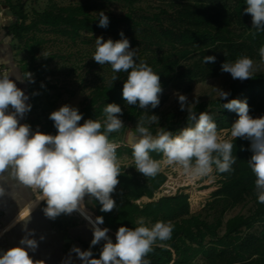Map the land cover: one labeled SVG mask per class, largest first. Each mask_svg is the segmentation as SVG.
I'll return each mask as SVG.
<instances>
[{"label":"clouds","instance_id":"9594fccd","mask_svg":"<svg viewBox=\"0 0 264 264\" xmlns=\"http://www.w3.org/2000/svg\"><path fill=\"white\" fill-rule=\"evenodd\" d=\"M246 14L251 15L252 28L264 31V0H245ZM108 16L98 13V26L106 28ZM120 39L96 37L95 52L92 58L99 65L108 64L113 73H127L123 81L121 95L128 105L140 109L149 106L155 109L162 92L160 76L145 62L137 63L135 51L123 32ZM264 58V46L259 49ZM216 57H203V63H215ZM221 71L229 73L233 79L241 81L253 76V60L241 56L234 62H223ZM10 74L0 75V177L5 171L28 187H35L44 201L46 217L55 219L61 214L80 213L92 225V239L88 250L73 247L72 252L81 264H151L146 259L157 241L170 240L174 226L171 222L157 221L151 227L129 228L120 226L115 232V242L108 236L109 229L102 216L93 220L85 209V197L95 199L101 212H110L117 205L112 198L119 183L121 169L117 162L116 145L108 139L109 134L125 127L122 109L115 103L106 104L103 123L88 119L83 124V114L78 108L68 104L60 106L49 114L56 134L33 131L28 124L19 123L25 113L31 111L27 103L29 97L9 78ZM27 79L34 83L32 73L17 76V80ZM118 80L117 75L112 81ZM222 104L237 114L238 119L231 126V138H244L250 141L252 153L247 161L255 175L258 202L264 204V116L249 115V105L245 100L228 99L230 92L215 88ZM181 111H187V120L192 123L176 133L161 128L153 135L152 124H158L155 114L146 115L136 125L137 138L131 145L135 169L145 177H154L161 171V161L152 158L150 153L163 154V163L179 166L185 174L196 181L209 176L215 170L220 173L233 171L237 158L233 156V143L225 140L217 130V124L207 112L196 114L189 107L199 103L198 97L189 104L188 98L177 94ZM9 106L14 111H9ZM103 128V131L101 130ZM4 189L0 186V196ZM28 236L21 238L18 246L0 251V264H35L29 255L37 241ZM43 239V237H41ZM104 244L99 258H94L92 246ZM44 264V262H43ZM70 264V261L65 262Z\"/></svg>","mask_w":264,"mask_h":264},{"label":"trees","instance_id":"16d2710c","mask_svg":"<svg viewBox=\"0 0 264 264\" xmlns=\"http://www.w3.org/2000/svg\"><path fill=\"white\" fill-rule=\"evenodd\" d=\"M26 1L18 0L10 6L16 18L14 33L18 37L38 26L47 27L72 39L77 38L82 31L92 33L104 30L113 40L120 39L119 33L123 32L132 44L138 41L140 44L143 42L144 46L157 45L160 51L165 48V54L154 53L151 56L143 50V56L135 58L137 63L145 62L159 74L162 89L169 85L181 88L196 81L216 78L222 74L223 62H234L241 56L264 61L259 53V49L264 46V31L257 32L252 28L251 15L244 11L247 7L245 0H233L232 5L227 4L226 0L174 2L176 4L172 6V13L161 10L151 18H144L149 21V25L142 20H135L131 14L117 17L103 11L109 19L106 28L98 26V14L91 15L88 12L91 7L87 5L54 7L39 14L36 20L26 25ZM130 4L133 5V0ZM208 55L216 57L215 63L202 62L203 57ZM27 72L29 70H26ZM117 77L118 80L113 82L111 79L107 83L104 81L93 89L80 110L83 114L80 124L88 119L103 123L104 108L109 103L121 107L123 115L120 118L132 126L134 133L136 125L146 115L158 116L159 123L150 126L153 135L160 127L175 133L181 125L191 123L187 120L188 113L181 116V112L162 111L161 101L155 109L150 106L140 109L136 105H128L121 95L127 73H118ZM228 92V99H246L249 115L254 118L264 116V72L253 75L251 79L231 82ZM225 102L227 101L219 99L210 102L199 101L191 110L199 114L209 113L207 109H212L211 111L217 113L212 118L217 124L218 132L231 130L238 116L222 108ZM48 117L42 125V133L55 135L57 130ZM30 123L33 125L35 119ZM101 130L103 131V128ZM114 134L115 132L109 134L108 139ZM231 141L232 154L237 160L231 172L220 173L215 170L220 188L214 193L215 200L209 206L213 212L211 222L202 218L201 214L191 215L189 197L178 192L156 202L141 206L135 204L134 202L143 197L152 199L154 193L166 182V175L159 172L154 177H145L136 171L133 163L128 171L120 166L121 175L118 176L119 183L115 189L121 194L115 200L117 213L114 217L104 216L112 227L110 229L117 231L120 226L135 228L136 217L148 221L151 225L157 221L171 222L174 226L171 239L157 241L146 256L151 264H264V204L258 202L256 177L247 163L252 155L250 141L244 138ZM124 153L133 158L132 147L125 145L116 149L117 157ZM150 155L157 161L163 158L162 153L152 152ZM213 168L215 169V166ZM179 182L170 176L166 187L175 191ZM194 183L195 181L188 179L184 185ZM206 193L207 191H194L191 196L192 205H196L200 196ZM92 201L101 213L99 203L95 199ZM248 201L253 203L248 215H236L225 220L228 210ZM100 213L99 216L105 215ZM257 224L260 226L259 230L252 231ZM103 244L93 249L96 258H99ZM198 258L201 263L196 262Z\"/></svg>","mask_w":264,"mask_h":264},{"label":"rangeland","instance_id":"374dc122","mask_svg":"<svg viewBox=\"0 0 264 264\" xmlns=\"http://www.w3.org/2000/svg\"><path fill=\"white\" fill-rule=\"evenodd\" d=\"M17 1L18 0H10L12 4L17 3ZM130 1L27 0L24 4V11L27 15L25 24H30L37 19L39 14L51 10L54 7L59 8L87 5L91 7L88 12L93 16H97L100 11H104L117 17L131 14L135 20H142L149 25V21L144 18H151L153 14H159L161 10H166L168 14L172 13L174 10L172 6L176 4L174 2H193V0H133L132 5L130 4ZM226 3L232 5L233 0H226ZM162 16L166 17L164 15ZM155 24L156 23H153V25ZM154 28L157 27L154 26ZM96 37H103L105 40L108 38L112 39V37L104 30H98L92 33L82 31L75 39L63 36L59 32L43 26H38L35 29L23 33V38H21L20 42L21 51L18 53V60H20L21 63H25L27 70H31L34 83H29L38 95V102L36 103L38 114L43 112L49 116L52 111L57 110L60 106L65 104L78 108L80 112L84 105V101L90 97L93 89L104 81L106 83L109 82L113 75L118 74L113 73L110 65H99L91 59L95 52ZM130 48L134 49L136 54L135 58L137 56H143V50L147 52L146 54H150L151 56L154 53L156 55L165 54V48L160 51L157 45L151 47L144 46L143 42L140 44L138 41L134 44L130 42ZM263 72L264 61L253 60V75ZM35 80L37 81L36 84ZM233 81H239V79H233L229 73L222 72V74L216 78L196 81L189 86H181V88L169 85L167 88L162 89V92L159 94V100L163 102L161 110L164 112H181L179 114L182 116L183 113H187V111L180 110L177 94L185 95L188 98L189 104L193 102L195 97H198L199 101L210 102L219 99L215 88L228 92L229 84ZM188 87L189 89H187ZM195 105L196 104H192L189 107L192 109ZM211 110L207 109V111H210V116H216V111L213 112ZM41 120H44L42 116ZM123 124L125 127H122L118 132H115L114 136L110 139V142L118 145L117 148H123L126 145L127 134L129 131H133L130 124L125 122H123ZM190 124L179 125L180 127L177 128L178 130L176 132ZM218 133L225 140L232 139L231 130H222ZM163 159L164 157L160 160V172L167 177L165 183H167L170 176L180 182L175 191L168 190L166 185H164L155 192V194L159 192H167L166 196H173L177 192L185 194L189 197L190 214H201L202 218L211 222L213 220V212L210 210L209 206L213 204V201L215 200L214 193L220 188L219 180L215 175V172H212L209 176L196 180L194 185H184V183H187V180L190 178L185 174L183 169L176 165H166L163 163ZM117 162L119 166L125 167L126 171H128V168L134 163V158H130L124 153L122 156L117 157ZM194 191H207L206 194L200 196V200L196 205H192L191 203V196ZM85 201H87V196L85 197ZM146 201V199L142 200V202ZM252 207L253 203L251 201L236 206L226 212L225 220L236 215L246 216L250 213ZM76 213L83 218L80 213ZM87 214L94 220L90 212H87ZM259 227L258 224L255 225L252 231L257 232ZM200 261V258L196 260L197 263H201Z\"/></svg>","mask_w":264,"mask_h":264},{"label":"crops","instance_id":"0c3cea01","mask_svg":"<svg viewBox=\"0 0 264 264\" xmlns=\"http://www.w3.org/2000/svg\"><path fill=\"white\" fill-rule=\"evenodd\" d=\"M11 4L10 0H0V75L10 74L9 78L29 97L27 103L32 105L31 111L25 113L23 118H18L19 123L28 124L33 131L42 132V125L48 116L46 113L40 112L38 114L37 112V92L33 90L27 79L17 80V76L27 74V67L24 62L21 63L18 60L23 34L18 37L14 33V22L12 21H14L15 17L7 13ZM29 73H31V70ZM36 83L37 81L35 80ZM9 111H14L11 106H9ZM41 116L44 120H41ZM33 118L35 123L32 125L30 121ZM213 172H215L214 168ZM0 186L4 189V195L0 196L1 251L18 246L20 239L28 236V233L31 232L32 235L29 238L35 239L38 244L34 251L29 250V255L35 264H43V262L44 264H65L67 261H70V264H81L79 258L71 250L74 246L81 251L89 249L92 239V225L88 220L79 216L75 211L71 214H61L55 219L46 217L43 211L46 204L44 201H40L39 191L35 187L23 185L11 176L7 170L0 177ZM120 195V192L115 190L112 193V198L116 200ZM143 199L147 201L142 202ZM151 200L143 197L134 203L141 206L146 203L156 202ZM85 209L86 212L92 214L94 219L99 216L100 212H98L92 198L88 196L87 201H85ZM104 213L105 215H101L104 219V224L100 225V227H107L109 229V237L115 242L116 231L110 229L112 227L104 216L112 215L114 217L117 212L114 208L110 212H101L100 214ZM141 221L148 227L152 226L148 221L138 217L135 219V225L137 227L140 226ZM103 243L104 241H101L98 245L92 246L91 251L93 252L95 247H100ZM93 256L94 258L97 257L94 252Z\"/></svg>","mask_w":264,"mask_h":264},{"label":"water","instance_id":"95a60500","mask_svg":"<svg viewBox=\"0 0 264 264\" xmlns=\"http://www.w3.org/2000/svg\"><path fill=\"white\" fill-rule=\"evenodd\" d=\"M1 13V10H0ZM7 13H9L10 15H12V12L10 10H7ZM137 138V135H134V131H129L126 137V145L128 147H131V145L133 144L134 140ZM166 194L159 192L154 194L153 198L151 201H158L159 199L165 197Z\"/></svg>","mask_w":264,"mask_h":264},{"label":"flooded vegetation","instance_id":"af4514ba","mask_svg":"<svg viewBox=\"0 0 264 264\" xmlns=\"http://www.w3.org/2000/svg\"><path fill=\"white\" fill-rule=\"evenodd\" d=\"M11 6V5H10ZM10 11H11V9H10ZM12 15H13V13H12ZM16 22V18L14 19V23ZM27 25V24H26Z\"/></svg>","mask_w":264,"mask_h":264},{"label":"built area","instance_id":"2783aa9c","mask_svg":"<svg viewBox=\"0 0 264 264\" xmlns=\"http://www.w3.org/2000/svg\"><path fill=\"white\" fill-rule=\"evenodd\" d=\"M167 189L170 190V188H168V187H167ZM0 251H1V249H0Z\"/></svg>","mask_w":264,"mask_h":264}]
</instances>
